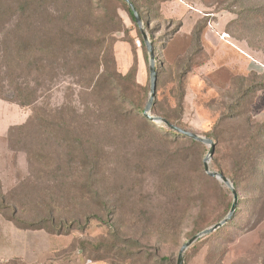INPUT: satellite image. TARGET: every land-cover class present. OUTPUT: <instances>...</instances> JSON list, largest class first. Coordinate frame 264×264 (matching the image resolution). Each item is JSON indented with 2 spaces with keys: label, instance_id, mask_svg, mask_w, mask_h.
<instances>
[{
  "label": "rangeland",
  "instance_id": "1",
  "mask_svg": "<svg viewBox=\"0 0 264 264\" xmlns=\"http://www.w3.org/2000/svg\"><path fill=\"white\" fill-rule=\"evenodd\" d=\"M135 2L152 115L212 140L210 169L239 183L184 264H264V0ZM18 3L0 0V85L6 68L24 94L42 84V122L23 129L33 109L0 98L3 264H177L233 194L205 171L209 145L133 114L151 94L136 22L121 0H41L20 29Z\"/></svg>",
  "mask_w": 264,
  "mask_h": 264
},
{
  "label": "trees",
  "instance_id": "2",
  "mask_svg": "<svg viewBox=\"0 0 264 264\" xmlns=\"http://www.w3.org/2000/svg\"><path fill=\"white\" fill-rule=\"evenodd\" d=\"M130 1L134 4V6L136 7L138 13L140 14V16L142 17V20H143V14H142L141 8L137 4V2H135V0H130ZM40 2H41V0H22L21 4L18 3V6L16 7V10H15V14H17L18 18L20 19V25H17V26H21L20 29L24 26L23 19L29 14L30 11H32L31 10L32 7H34V14H36V15H38V13H39L38 11L41 10L42 7H44L46 9V12L49 13V10L45 7V5L44 4L41 5ZM121 2L125 6V8L128 10L130 16L132 17L133 21L135 22L133 14H132L131 10L129 9L128 5L126 4V2H124L123 0H121ZM33 3L36 5V7L34 6ZM7 8H5L3 6L0 7V12L1 13L3 11L5 12V9H7ZM246 12L248 14H250L251 16L253 14L257 13L256 8H248V10H246ZM242 16H244L243 13H239L238 20L241 19ZM43 26H44V24H40V26L38 27V30L39 31L42 30ZM145 26H146V29L149 28V25L146 24ZM198 34L200 35V32H198ZM198 40L200 42V36H199ZM142 41H143V38H142ZM143 43H144V41H143ZM3 58L5 59L4 56H0V61ZM38 62H43V59L38 60ZM1 70L2 69L0 68V71ZM10 71L11 70H7V68L4 71V76H5V78L9 79V81H8L7 85H0V98L3 100H6L8 102L15 103V104L19 105L20 107H23V108L31 107L33 109L32 110L33 113L30 116L29 121L23 127V129H31L36 125L38 126L39 123L42 122V119H40L41 117L38 114V112L41 110L40 109L41 104H43V100H42V102L40 101L41 98L43 97V89H41L42 87H40V86H42V84H37L36 88H33L32 90H29L28 93L24 94V88L22 86V83L14 81V79L11 75L12 73ZM1 73H2V71H1ZM41 73H44V71H42ZM38 109H40V110H38ZM144 111H145V108L139 106L136 109H134L133 114H135V116L141 115L142 116L141 121L145 125L151 126V128H154V129H159L158 127L153 125V123L143 115ZM152 111H154L153 107H152L151 113H152ZM158 117H161V118L167 120L169 123H171V121L165 116L158 115ZM40 126H41V128H43L44 125H40ZM13 129L14 128H12V131H13ZM162 133H165L166 136L174 134L171 132H164V131H162ZM174 135H176V134H174ZM239 165H240V168L244 171L249 167V163L247 164L246 161H243ZM232 183H233V185H234V187L238 193V196H239V183L233 179H232ZM15 219L16 218L13 217V219H11V220L13 221ZM51 220H52V224H51L52 231H49V232L62 235L64 233V226L56 224L55 219H53V218ZM18 221H20V220H18ZM26 229H29V228H26ZM39 229H44V228L41 227Z\"/></svg>",
  "mask_w": 264,
  "mask_h": 264
},
{
  "label": "water",
  "instance_id": "3",
  "mask_svg": "<svg viewBox=\"0 0 264 264\" xmlns=\"http://www.w3.org/2000/svg\"><path fill=\"white\" fill-rule=\"evenodd\" d=\"M124 2H126V4L128 5L129 9L131 10L134 20L141 32L143 41L145 43V46L149 52V61H150V75H151V94H150V98L149 101L145 107V111H144V116L150 120L151 122H156V119L160 120V124H164L166 127H168L170 130L181 134L183 136L189 137L193 140L202 142L206 145L210 146V151L209 154L207 156V158L204 161V166H205V171L208 175H210L213 178H216L217 180L221 181L222 183H224L231 191L233 194V203L232 206L230 208V211L228 213V215L219 223L213 225L212 227L205 229L204 231H202L201 233L197 234L196 236H194L193 238H191L189 241H187L183 247L180 250L179 256H178V261L177 264H184V257H185V253L186 251L193 245L195 244L197 241H199L200 239L212 234L213 232H215L216 230L220 229L221 227H223L224 225H226L234 216L237 207H238V202H239V196L238 193L232 183V181L226 177L224 174L222 173H218V172H214L210 169V165H209V160L210 158L214 155L215 152V143L210 140L207 139L205 137L196 135L194 133H191L189 131L183 130L171 123H169L167 120L158 117V116H154L151 113L152 107L154 105V101L156 98V91H157V81H158V77H157V69H156V64H155V51H154V45L152 43V41L150 40L149 37V33L144 25V22L142 20V17L140 16V14L138 13L136 7L134 6V4L130 1V0H123ZM157 124V123H156Z\"/></svg>",
  "mask_w": 264,
  "mask_h": 264
},
{
  "label": "crops",
  "instance_id": "4",
  "mask_svg": "<svg viewBox=\"0 0 264 264\" xmlns=\"http://www.w3.org/2000/svg\"><path fill=\"white\" fill-rule=\"evenodd\" d=\"M4 224H2L3 226ZM14 248L13 251H9V248H5L3 245L0 243V264H3L4 260H10L9 257L14 256Z\"/></svg>",
  "mask_w": 264,
  "mask_h": 264
},
{
  "label": "bare ground",
  "instance_id": "5",
  "mask_svg": "<svg viewBox=\"0 0 264 264\" xmlns=\"http://www.w3.org/2000/svg\"><path fill=\"white\" fill-rule=\"evenodd\" d=\"M225 37H226V36H225ZM155 123L160 124V120L156 119V122H155Z\"/></svg>",
  "mask_w": 264,
  "mask_h": 264
}]
</instances>
